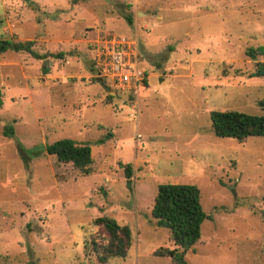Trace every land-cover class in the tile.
Returning a JSON list of instances; mask_svg holds the SVG:
<instances>
[{
	"label": "rangeland",
	"instance_id": "obj_1",
	"mask_svg": "<svg viewBox=\"0 0 264 264\" xmlns=\"http://www.w3.org/2000/svg\"><path fill=\"white\" fill-rule=\"evenodd\" d=\"M106 35L136 41V98L93 76ZM0 37L39 54H0V264H170L153 255L175 247L151 216L162 183L196 185L209 215L189 264H264V136L219 137L209 118L264 115V78L251 75L264 0H0ZM61 138L90 146L89 175L45 151ZM98 216L130 227L127 256L99 261Z\"/></svg>",
	"mask_w": 264,
	"mask_h": 264
},
{
	"label": "trees",
	"instance_id": "obj_2",
	"mask_svg": "<svg viewBox=\"0 0 264 264\" xmlns=\"http://www.w3.org/2000/svg\"><path fill=\"white\" fill-rule=\"evenodd\" d=\"M131 23V15H125ZM33 41H11L0 37V54L7 50L23 51L39 58L33 48ZM262 53L259 47H249L246 54L251 58ZM55 57L62 58L63 53H55ZM146 74V72H145ZM252 76L264 78V63L255 62ZM146 82V80H145ZM211 129L219 137H233L239 142H245L249 137L264 136V115L248 114L235 110H212L209 113ZM4 135L12 137V125L4 127ZM45 151L54 155L60 162L71 163L72 167L82 173H91L92 152L88 144L78 143L70 138H61L45 145ZM126 185L131 186V165L123 166ZM264 184V177H263ZM151 216L161 226L169 228L173 234V248L159 247L153 255L168 256L170 264H189L184 257L187 249L199 241L201 237V223L209 215L203 210L200 192L196 185L162 183L156 188V194L151 208ZM94 224L103 228L105 235L92 237L91 248L101 263L109 258L125 257L131 246L132 232L128 225H120L113 218L98 216Z\"/></svg>",
	"mask_w": 264,
	"mask_h": 264
},
{
	"label": "built area",
	"instance_id": "obj_3",
	"mask_svg": "<svg viewBox=\"0 0 264 264\" xmlns=\"http://www.w3.org/2000/svg\"><path fill=\"white\" fill-rule=\"evenodd\" d=\"M94 51L93 76L108 81L115 92L136 98L146 87L147 74L133 37L106 35L96 41Z\"/></svg>",
	"mask_w": 264,
	"mask_h": 264
},
{
	"label": "water",
	"instance_id": "obj_4",
	"mask_svg": "<svg viewBox=\"0 0 264 264\" xmlns=\"http://www.w3.org/2000/svg\"><path fill=\"white\" fill-rule=\"evenodd\" d=\"M46 62V60H44V62L43 63H45ZM171 237H173V234H171Z\"/></svg>",
	"mask_w": 264,
	"mask_h": 264
}]
</instances>
